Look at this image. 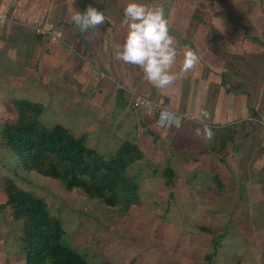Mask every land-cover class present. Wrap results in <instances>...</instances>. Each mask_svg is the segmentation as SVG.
<instances>
[{"label": "crops", "instance_id": "1", "mask_svg": "<svg viewBox=\"0 0 264 264\" xmlns=\"http://www.w3.org/2000/svg\"><path fill=\"white\" fill-rule=\"evenodd\" d=\"M89 4L104 11L107 17L91 40L88 33L82 34L74 26L70 12L73 8L83 12ZM116 8L112 0H0V124L10 120L6 116V101L25 100L20 93L29 85L41 92L40 97L52 103L57 112L63 108V101L69 103L75 99L98 115L106 114L109 109L112 129L118 136L129 132L133 122L128 98L132 93L147 96L154 110L147 111L151 115L142 119L141 124L154 149L150 153L141 151L143 155L154 159L157 154L158 158L153 160L157 163L164 152L160 148L161 140H169L179 157L174 160L173 170L180 171V166L188 164L192 172H216L221 195L236 198L231 203L238 204L236 211L245 214L240 217L253 221L255 229V223L261 222L255 214L258 206L264 205V12L260 8L257 18H252L246 27L226 21L220 30L212 23L221 34L224 52L242 55L243 64L242 60L236 63L216 52L214 49L220 50L219 46L212 45L210 39L196 44L181 29L184 26L169 23L176 40L177 55L171 69L176 79L167 88L158 89L144 79L142 69L116 59L118 46L124 43L128 31L122 23L124 17H114ZM124 10H119L123 16ZM37 28L47 34L37 33ZM57 32L60 36L51 39ZM190 51L196 55L197 62L185 71L186 53ZM16 68L21 71L15 72ZM112 73L122 84L118 88L111 82ZM64 91L70 95L65 93L59 100L60 95L56 94ZM40 97L32 103L45 107V103L39 102ZM161 110L173 115L175 121L165 129L157 124ZM205 111L208 118L202 116ZM75 117L86 118L87 114ZM204 125L224 142L197 137L196 129L203 130ZM154 139L158 141L154 143ZM191 154L195 158L189 162L186 158L179 161L181 156ZM1 231L4 232L0 228ZM1 253L4 250H0L3 259ZM19 264L24 263L19 260Z\"/></svg>", "mask_w": 264, "mask_h": 264}, {"label": "rangeland", "instance_id": "2", "mask_svg": "<svg viewBox=\"0 0 264 264\" xmlns=\"http://www.w3.org/2000/svg\"><path fill=\"white\" fill-rule=\"evenodd\" d=\"M133 2L149 7L162 5L171 25L184 26L181 29L196 44L210 39L212 45L219 46L220 50L213 48L216 52L227 55V60L231 57L236 63L244 57L224 52L221 34L212 23L220 30L226 21L246 27L250 26L252 18H257L260 8L264 12V0H112L115 9L118 7L113 12L114 17L122 19L123 13L119 10ZM5 15L7 17L8 13ZM14 71L21 70L16 68ZM111 78L115 87L122 85L114 79L113 73ZM21 92V97L31 102L43 95L29 85H25ZM65 93H57L56 96L60 95V100ZM139 95L143 96L132 93L128 98L133 122L129 132L118 133L121 136L114 134L109 109L107 112L106 108V114L98 115L91 108H84L79 99L74 102L71 99L69 103L63 101V108L60 107L57 112L51 107L52 103L40 97L39 102L46 104L40 122L46 127L65 125L63 127H67L75 137H83L87 147L106 157L115 154L124 141L150 153L154 146L151 138L144 136L145 127L141 122L151 115L147 111L153 110L136 106L134 100ZM143 98L148 99L147 96ZM11 101H6L8 122L15 119ZM69 114L73 117L67 116ZM79 114H87V117L76 119ZM147 129H150L149 126ZM212 140L218 143V136H212ZM157 141L154 139L153 142ZM161 143L164 148L159 146L164 152L157 163L153 162L158 158L155 153L154 159L143 155L141 160L129 167L126 177L137 186L138 199L125 210L120 205L106 206L79 190L69 192L59 181L34 171L26 172L18 168L16 173H12L3 165H9L11 161L8 154L5 155L0 138V160L4 162H0V205L5 202L4 178H9L18 188L45 201L50 215L58 219L65 232V243L88 264H264V205L258 206V211H263L255 214L261 222L255 223L257 227L254 229V222L240 217L245 214L236 211L238 204L231 203L236 198L221 195L216 172H192L187 168L188 164L180 166V171H174V160L179 159L174 153L176 149L172 148L169 140H161ZM183 158L189 162L195 157L192 154L181 156L179 161L182 162ZM164 167L171 170L170 186L166 185L168 178L163 175ZM0 214V228L4 230L0 233V250H4L0 264H19L22 257L17 251L20 252L22 246L23 227L9 216L8 209L0 211ZM237 216L240 219L235 220Z\"/></svg>", "mask_w": 264, "mask_h": 264}, {"label": "trees", "instance_id": "3", "mask_svg": "<svg viewBox=\"0 0 264 264\" xmlns=\"http://www.w3.org/2000/svg\"><path fill=\"white\" fill-rule=\"evenodd\" d=\"M12 105L14 121L0 124L1 142L11 163L0 162L9 171H34L59 181L69 192L79 190L109 207L120 205L126 210L137 201L138 188L126 177L129 167L143 158L137 145L124 141L115 154L106 157L63 126L46 127L40 122V104L13 100ZM219 141L224 142L220 136ZM163 175L170 186L171 170L166 169ZM3 185L6 199L0 211L8 209L9 216L23 227L18 254L24 264H88L65 243V232L45 201L18 188L9 178H4Z\"/></svg>", "mask_w": 264, "mask_h": 264}, {"label": "clouds", "instance_id": "4", "mask_svg": "<svg viewBox=\"0 0 264 264\" xmlns=\"http://www.w3.org/2000/svg\"><path fill=\"white\" fill-rule=\"evenodd\" d=\"M72 23L82 34L88 33L91 40L95 30L107 19L105 12L89 4L81 12L70 9ZM122 23L127 27V36L122 45L118 46L116 59L125 64L137 66L144 72V79L158 89H165L174 83L176 75L171 69L176 60V40L170 33L169 22L162 5L149 7L139 3H129L124 10ZM92 30L89 33V30ZM56 37L60 33H55ZM197 62L193 52L186 53L184 70L191 69ZM204 118L209 114L202 112ZM197 137L211 139L212 130L204 125L203 130L197 128Z\"/></svg>", "mask_w": 264, "mask_h": 264}, {"label": "built area", "instance_id": "5", "mask_svg": "<svg viewBox=\"0 0 264 264\" xmlns=\"http://www.w3.org/2000/svg\"><path fill=\"white\" fill-rule=\"evenodd\" d=\"M36 32L39 33V34H47V32H45V30L41 29V28H37L36 29ZM51 39H56V36L55 34L54 35H51ZM135 103L136 106L139 108L140 107H143V108H147L148 110H154V105L152 103H150V101H148L147 99H144L143 97H137L135 100ZM174 118L173 116L165 111V110H161L159 112V115H158V121H157V124L159 127H164V128H168L170 127L171 125L174 124Z\"/></svg>", "mask_w": 264, "mask_h": 264}]
</instances>
